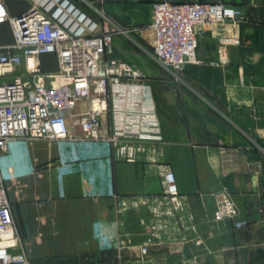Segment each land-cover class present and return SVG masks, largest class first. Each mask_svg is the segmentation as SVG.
Returning a JSON list of instances; mask_svg holds the SVG:
<instances>
[{"label":"crops","instance_id":"0c3cea01","mask_svg":"<svg viewBox=\"0 0 264 264\" xmlns=\"http://www.w3.org/2000/svg\"><path fill=\"white\" fill-rule=\"evenodd\" d=\"M73 1L131 29L150 24L158 0ZM226 1L244 20L204 28L200 62L178 77L158 63L147 32L114 37L108 56L149 74L162 125L159 140L135 142L143 148L135 162L117 159L103 142L90 150L69 141H16L0 156L30 264H264V0ZM14 2L15 15L27 10L25 0ZM221 36L239 43L224 45ZM46 56L55 55H43L41 69ZM165 164L175 172L183 210L179 226L168 217L166 231L152 238L146 226L163 219ZM222 190L238 216L217 224L214 194Z\"/></svg>","mask_w":264,"mask_h":264},{"label":"built area","instance_id":"2783aa9c","mask_svg":"<svg viewBox=\"0 0 264 264\" xmlns=\"http://www.w3.org/2000/svg\"><path fill=\"white\" fill-rule=\"evenodd\" d=\"M25 1L27 10L12 15L8 1L0 0V24L8 22L14 38L0 44V156L16 141H69L90 150L103 142L114 148L117 159L135 162L143 151L135 142L159 140L162 125L147 75L108 56L114 37L147 32L158 63L178 77L188 64L200 62L197 38L204 28L244 20L242 11L226 0H158L146 28L128 29L105 15L95 17L73 0ZM219 40L239 43L238 37ZM48 54L58 60L56 71L41 69V57ZM73 153L80 158L75 147ZM160 176L164 220L146 226L152 238L161 237L168 217L177 218L183 210L173 169L160 165ZM214 197L212 221L236 220L231 194L222 190ZM175 224L180 225L178 218ZM0 264H30L1 170Z\"/></svg>","mask_w":264,"mask_h":264},{"label":"rangeland","instance_id":"374dc122","mask_svg":"<svg viewBox=\"0 0 264 264\" xmlns=\"http://www.w3.org/2000/svg\"><path fill=\"white\" fill-rule=\"evenodd\" d=\"M9 3V9L12 15H15V2L14 0H7ZM14 40L11 26L8 22L0 24V42L3 44H10ZM137 50V49H136ZM42 69L55 70L58 68V60L55 56H46L43 58ZM143 72V71H142ZM147 78L150 80L149 74ZM148 80V81H149Z\"/></svg>","mask_w":264,"mask_h":264}]
</instances>
